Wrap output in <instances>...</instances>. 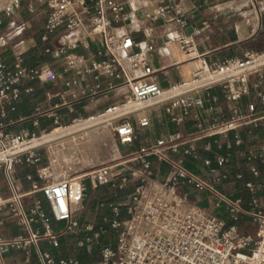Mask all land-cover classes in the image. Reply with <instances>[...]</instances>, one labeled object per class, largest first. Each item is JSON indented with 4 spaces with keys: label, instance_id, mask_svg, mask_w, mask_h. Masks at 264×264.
<instances>
[{
    "label": "built area",
    "instance_id": "2783aa9c",
    "mask_svg": "<svg viewBox=\"0 0 264 264\" xmlns=\"http://www.w3.org/2000/svg\"><path fill=\"white\" fill-rule=\"evenodd\" d=\"M20 1L12 0L1 7L0 12L8 13ZM35 1L45 4L47 9L34 5L28 9L38 21L45 20L49 29L64 24L67 35L77 29L84 34L79 32L74 40L62 41L50 50L53 59H62L61 72L45 65H25L21 53L15 54L12 66L0 60V173L6 176L10 188V196L0 201V210L15 216L17 227L23 231L0 238V264H9L4 253L11 248L22 249L26 261L34 251L38 264H80L76 256L54 255L40 248L39 241L44 239L58 246L61 235L79 230L76 213L85 207L89 187L107 185L116 197L130 182L133 188L119 201L98 199L96 208L109 210L110 215H105L102 223L96 226L91 222L84 224L86 232L76 240V245L88 253L95 243L99 244L96 264H264V199L256 194L257 190H264V135L256 148L232 149L233 144L243 142V126L250 125L245 129L251 134L264 125V112L258 113L256 102L250 101L247 113L226 106L231 112L229 117H213L208 125H204L199 116L207 100L215 102L221 96L227 104L249 94L253 87H259L263 80L264 49L246 51L242 57L208 60L204 53L196 52L194 35L207 38L209 22L204 18L200 24L193 23L179 0H95L92 6H88L86 0ZM75 3L89 14L88 20L76 9ZM152 3L154 10L150 6ZM139 12L143 16L140 17ZM142 17L161 24L174 23L168 39L178 42L187 60L199 59L200 64L187 71L180 69L176 80L161 85L155 77L156 69L146 57V53L154 49L155 42L136 39L133 29L113 32L133 19L140 28ZM188 26L192 27L191 32L186 31ZM93 34L102 35L104 46L96 51L102 58L88 61L85 55L71 51L77 41ZM7 38V35L0 36V46ZM72 69L77 76L63 79L62 73ZM137 70V77L129 76ZM92 71L95 77L108 74L122 79L117 99L94 113L78 114L69 123H60L55 115L54 125L38 132L3 129L2 117L23 90V79L37 78L54 84L61 81L69 87ZM252 76H255L253 81ZM24 90L30 91L31 87ZM255 94L257 100L264 103V93L257 89ZM56 95L59 97L56 105H69L65 90L52 93V97ZM160 107L176 124H181L185 118L192 119L187 132L174 129L165 137L122 154L118 144L128 146L137 138L133 120L140 127H147L150 115L144 111ZM82 124L108 129L118 155L110 162L89 168L77 169L69 165L61 170L62 161L52 157L44 139L50 133L53 137L66 132L70 126ZM230 132L232 139L216 137H226ZM212 136L215 138L206 141L203 149L210 150L215 143L224 150L214 157L201 156L196 142ZM175 154L200 160L205 169H192ZM234 159L247 163L251 173L250 179L244 182L250 192L247 207L240 196L217 186L220 181L243 177L240 172L232 175L226 170L217 171ZM154 161L168 167L162 180L154 177ZM21 162L34 166L37 177L43 181L40 185L33 181L32 190L27 193L41 191L49 215L40 198L31 203L25 199L27 193L20 191L11 175L13 166ZM188 186L204 193L205 204L191 199ZM241 214L253 225L252 231L245 232L238 224ZM51 220L62 222V225L53 229ZM109 229L113 236L102 241Z\"/></svg>",
    "mask_w": 264,
    "mask_h": 264
},
{
    "label": "crops",
    "instance_id": "0c3cea01",
    "mask_svg": "<svg viewBox=\"0 0 264 264\" xmlns=\"http://www.w3.org/2000/svg\"><path fill=\"white\" fill-rule=\"evenodd\" d=\"M94 2L95 0H86L88 6H92ZM179 4L191 16L193 23L200 24V21L204 18L208 20V37L203 38L200 35H194L196 52L204 53L208 60L220 61L227 57H242L246 51L264 49V0H179ZM30 5L37 6L39 9H47L45 4L42 5L35 0H21L20 4L8 13L3 10L0 12V36H8L6 42L0 46V60L12 66L15 63V54L21 53L22 63L25 65L34 67L45 65L53 67L57 72H61L62 59H53L50 50L58 46L62 41L74 40L79 32L80 34H84V32L81 29H77L67 35L64 24L58 25L54 29H49L45 20L38 21L29 11L28 7ZM150 6L153 10L155 9L153 3ZM75 7L86 20L89 19V14L83 11V7L79 3H75ZM107 14H110V12L108 11ZM138 14L140 17L143 16L141 12ZM140 25L141 27L138 28L137 20L133 19V21L113 29V32L118 33L119 30L124 32L126 29H133L132 35L136 39L142 41L153 40L155 42L154 49L147 52L146 57L150 65L156 69L155 77L161 85H166L176 80L179 77L180 69L183 70L185 65H189L193 69L200 64L199 59L187 60V55L182 57L174 44L177 41L168 39V35L175 27L174 23L161 24L160 21L151 22L149 19L142 17ZM103 46L102 35L93 34L85 37L83 41H77L76 46L71 51L76 55H85L87 60L90 61L102 58L96 51L103 48ZM62 76L63 79H66L76 77L77 73L76 70L72 69L63 72ZM251 79L253 81L255 76H252ZM121 80L120 77L108 74H100L95 77V72L93 71L87 73L84 79H78L76 83L69 87L63 85L61 81L54 84L52 81L25 78L22 81L23 90L12 101L6 116L2 117L4 122L3 129L11 132H17L21 129L38 132L41 129L52 127L55 115L59 117L60 123L65 124L69 123L78 114L85 116L94 113L102 109L108 102L119 97L120 88L118 84ZM97 84L98 88L95 90ZM26 87H31V90L25 91L24 88ZM257 89L264 93V69L262 83ZM257 89L253 87L249 94L228 102V105L221 96L215 102L207 100L205 106L199 110L201 121L204 125H208L213 117H229L231 112L226 106L236 107L240 113L245 114L248 112L247 104L250 101L256 102L258 113L264 112V103H260L255 94ZM62 90H65L66 99L70 102L67 106L56 105L59 103V97L57 95L52 97V93ZM144 112L150 115V124L147 127H140L137 121L133 120L137 138L132 144L126 146L127 150L138 149L152 143L159 137H165L174 129L186 133L189 125L193 123L192 119L185 118L181 124H176L161 107L157 110L149 108ZM247 126L250 125L243 126L241 130L243 142L240 145L233 144L232 149L234 151L250 147L256 148L260 145L264 135V125L254 129L251 134L245 129ZM216 137L220 140L225 138L232 139V133H228L226 137L223 135ZM213 138L215 136L206 137L196 142L201 156L214 157L216 153L224 150L223 147H218L215 143L212 149H203V144L208 140H213ZM174 156H181L192 169H205L200 160H194L185 154H175ZM156 165L157 163L154 161V177L162 180L166 176L168 167L163 164L164 170L160 172L159 169L156 171ZM224 170L232 175L240 172L243 177L238 180L232 178L220 181L217 186L224 191H232L236 196H240L244 207H247L250 200V192L245 187L244 182L249 180L251 175L247 163L234 159L228 165L217 169L218 172ZM11 175L23 193L32 190L33 181H36L38 185L43 183L37 177L35 167L27 165L25 162L15 164ZM208 178H211V175ZM132 184L133 182H130L128 188L120 191V194L116 197L112 195V190L107 185L95 187L94 192L90 194L91 200L87 203L91 207L92 213L87 218H78L80 223L79 230L61 235L58 246H53L42 239L39 241L40 248L54 255L76 256L80 259V264H96L99 259V244L95 243L92 252L88 253L83 247L76 245V240L81 238L86 232L83 229L84 224L91 222L96 226L102 223L105 215H110L109 210L96 208L98 199L108 198L119 201L123 197V191L128 192L133 188ZM187 189L190 191L192 200L205 202L203 192L196 191L190 186ZM256 194L264 199V190L259 189ZM9 196L10 188L7 178L3 173H0V201ZM35 198L42 200L43 208L49 215L48 204L41 191L25 194V199L29 203ZM15 220V216L0 210V238H9L18 233H23L17 227ZM245 222L252 225L247 216L241 214L238 224L243 231H252L254 229L253 225L252 229L245 228ZM61 225L62 222L51 220L53 229H58ZM109 236L110 238L113 236L111 229L102 236L101 240L105 241ZM4 259L9 264H38L34 251H32L29 260L26 261L22 249H9L4 253Z\"/></svg>",
    "mask_w": 264,
    "mask_h": 264
},
{
    "label": "rangeland",
    "instance_id": "374dc122",
    "mask_svg": "<svg viewBox=\"0 0 264 264\" xmlns=\"http://www.w3.org/2000/svg\"><path fill=\"white\" fill-rule=\"evenodd\" d=\"M1 1H6V0H0V3H1ZM3 5H6V3ZM120 31L121 30H119L118 33H121ZM174 44H175L176 48L178 49L180 55L182 57H186V55L183 53L182 49L180 48L179 44L177 42H174ZM78 126H80V125H76V127H78ZM95 127L96 126H93V127H91V126L86 127L85 126V127H79L76 129H72V131H73L72 133H69V132H71V130L67 131V132H63L65 135H63L59 138H66V137H69V135H71V134L78 135L87 129H93ZM118 146H119L120 152L122 154L126 152V150H127L126 146L122 147L120 144H118ZM114 148H115V143H114V140L112 138L111 132L106 128H101L95 134H93L91 136L90 144H87L85 141H83L81 143L78 142L77 147H76L77 150H74L72 152V155L71 154L67 155L66 159L59 158V160L62 161L61 170L68 168L69 165H71L72 168L85 169V168L91 167L92 165H96V164H100V163H104V162L105 163L110 162L113 157L118 155V152H116L114 150ZM49 149H50L52 157H55L58 159V157L55 155V153L53 151V147H51ZM73 163H76V164H73ZM157 169H159L160 172L163 171L164 170L163 164L157 163L156 171H157ZM94 189H96V188L95 187H89L88 188L86 200H85V207L76 213L78 218H85V217L87 218L90 215V213H92L91 207L88 206L87 203H89L88 201L91 200L90 194L92 192H94ZM124 194H126V191H123L122 195H124ZM200 203L205 204V202H203V201H200ZM244 226H245V228L252 229V225L248 224V222H245Z\"/></svg>",
    "mask_w": 264,
    "mask_h": 264
},
{
    "label": "bare ground",
    "instance_id": "6f19581e",
    "mask_svg": "<svg viewBox=\"0 0 264 264\" xmlns=\"http://www.w3.org/2000/svg\"><path fill=\"white\" fill-rule=\"evenodd\" d=\"M5 3H6V5H9L11 3V0L1 1L0 6H2ZM6 5H3L2 7L6 6ZM199 62H200V60H199ZM189 69H191L189 65H185L184 68H183L184 71H187ZM138 74H139L138 70L137 71H132V72L129 73V76L137 77ZM147 109H149V108H147ZM85 126L86 127L87 126L93 127L95 125L94 124H82V125H80L78 127H76V125H73V126H70L68 128V130H65V131L67 132V131L71 130V132H69V133H72L73 132L72 129H76V128H79V127H85ZM93 129H87V130L83 131L82 133H80L78 135L71 134V135H69V137H66V138H59V137L65 135L64 133L57 134V135H55L53 137H52V133H50V134H48L46 136V138L44 139V142L46 143L48 148L53 147V151H54L55 155L58 157V159L59 158L66 159L67 155H70V154L72 155V152L74 150H77L76 147H77L78 142L81 143V142L85 141L87 144H90L91 136L93 134H95L100 128L98 126H96ZM57 130L58 129H56V131ZM73 164H76V163H73Z\"/></svg>",
    "mask_w": 264,
    "mask_h": 264
},
{
    "label": "water",
    "instance_id": "95a60500",
    "mask_svg": "<svg viewBox=\"0 0 264 264\" xmlns=\"http://www.w3.org/2000/svg\"><path fill=\"white\" fill-rule=\"evenodd\" d=\"M187 31H188V32H191V31H192V27H191V26H188V27H187Z\"/></svg>",
    "mask_w": 264,
    "mask_h": 264
}]
</instances>
